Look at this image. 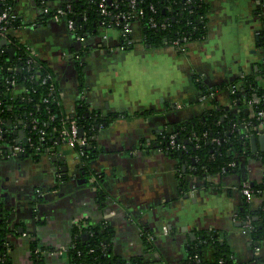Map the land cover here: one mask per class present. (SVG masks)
I'll return each mask as SVG.
<instances>
[{
  "label": "crops",
  "instance_id": "1",
  "mask_svg": "<svg viewBox=\"0 0 264 264\" xmlns=\"http://www.w3.org/2000/svg\"><path fill=\"white\" fill-rule=\"evenodd\" d=\"M64 1L46 0V4L55 8ZM205 1L209 5L206 38L179 52L171 45L146 48L138 22L131 24L129 47L121 46L120 32L114 28L100 27L79 42L64 21L40 16L35 0H17L20 24L14 35L55 74L64 110L70 112L79 96L73 59L79 52L89 106L102 114L125 112L128 117L97 129V154L89 163L88 176L79 173L76 151L64 143L56 147L57 156L44 154L39 161L0 158V208L9 210L11 223L26 233H7L13 264H32L30 234L55 249L45 255L44 264H64L58 248L69 241L71 225L84 219L110 224L113 252L139 256L141 264H182L190 242L211 230L223 235L238 263L264 264V241L255 255L238 217L243 207L257 209L258 200L249 205L238 188L228 186L239 180L240 172L223 176L218 188L199 187L190 194L187 190L199 175L187 173L183 189L177 172H184V165L158 146V135L170 123L206 109L198 102L200 89L192 82L193 75L215 88L259 72L264 63V47L257 42L264 32V0ZM256 80L262 86L261 74ZM214 97L220 107L228 101L225 88L215 91ZM53 161L58 162L63 181L56 180ZM241 167L251 181L261 178L262 166L253 158ZM96 176L105 195L100 202L96 180H90ZM36 187L45 193L33 217ZM142 227L155 235L153 250L145 248L139 234Z\"/></svg>",
  "mask_w": 264,
  "mask_h": 264
},
{
  "label": "trees",
  "instance_id": "2",
  "mask_svg": "<svg viewBox=\"0 0 264 264\" xmlns=\"http://www.w3.org/2000/svg\"><path fill=\"white\" fill-rule=\"evenodd\" d=\"M4 1L11 7H15L17 2L15 0ZM45 1L35 0L36 8L41 10ZM100 1L104 3L111 14H125L131 10L128 0L64 1L61 4L64 9L62 20L69 18L74 20V35H94L103 22L112 20L111 16L107 18L100 15ZM66 4H69L68 8H66ZM150 5L153 6L154 11L150 10ZM136 7L143 11L139 25L142 35L141 42L146 48L171 45L176 47L179 52H185L188 43L204 40L207 36L209 5L205 0H137ZM55 14L56 10L52 9L39 15L47 19ZM150 19H153L157 24H164V28L161 25L152 26ZM11 23L14 28L19 26L18 14ZM116 28L118 31L122 29L121 25ZM11 39V45L15 49L12 57L3 48L0 49V127L5 130L2 134L3 140L12 142L16 130L6 129V126L18 119L25 124L22 131L26 134V140H21L25 151L19 154L18 159L31 158L34 161H39L44 154H48L50 157L57 156L56 147L62 143L61 140H58V130L67 118L71 119L78 127L82 128L83 135L87 140L85 145L76 148L79 153L76 167L81 175H91L88 168L90 161L97 154L94 140L97 129L100 126H106L115 118H127L128 114L125 112L102 114L98 109L89 106L85 96V64L80 59L76 60L74 64L79 96L74 101L72 112L67 113L63 108L59 86L53 71L45 61L18 42L16 38L11 36ZM118 39L123 47L132 45L130 36L124 37L120 34ZM257 42L264 47V32L257 36ZM181 46L184 48L181 49ZM9 66H15L17 72L7 70ZM263 72L264 63L261 64L259 72L243 75L231 82H240L237 91L230 96L235 100V104L239 108L238 111L235 112L226 106H221L205 109L196 116L170 123L173 132L176 133L175 141L183 148H166L167 134L162 131L158 135L159 148L177 158L180 166L183 164L185 167L184 172L180 170L177 172L183 189L187 187L185 180L187 173L202 176L220 171L229 161H236L237 165L236 154H245L255 158L257 156L264 157V153L254 155L250 150V141L244 139L240 133L242 122L256 123V120L253 117L249 118L245 112L247 100L253 101L252 105L255 111L264 110V86H260L256 80L257 76ZM36 75L40 78H36ZM10 78L15 79L20 86L24 87L23 93L13 96V90L6 82ZM191 80L200 89V93L208 91L201 76L195 74ZM225 86L226 84H223L212 88L221 90ZM33 124H35V128H33ZM40 130L45 131L43 141L38 140ZM204 132L205 136H203ZM212 138H217V141L212 142ZM30 142L33 146L39 147L37 153H33L29 148ZM5 157V154L1 156V158ZM52 164L55 173L59 174L56 176V180L63 181L65 176L60 171L58 162L53 161ZM98 177L96 176L95 180ZM257 187L264 188V185L254 184L252 188ZM40 193H45V190L36 187L34 198L31 200L33 217L37 215L35 205L42 200ZM95 196L98 202L105 197L97 180ZM247 214L253 224V230L250 233L251 246L259 245L261 241H264V205L255 210H251L247 206L243 207L238 212V217L242 219ZM11 221L10 211L0 208V264H13L10 256L12 246L6 236L11 231L18 234L19 227L17 224H12ZM81 221L85 222L86 226L79 227L77 224H72L70 227L69 241L64 248L67 264H141L143 262V258L139 256L121 257L113 252L111 240L114 230L107 222H91L86 219ZM141 230L143 234L140 237L145 248L147 251L153 250L155 239L148 241L145 238V234H153V232L146 227H142ZM83 234H86L85 238L82 237ZM28 248V256L32 264H44V251L53 249L52 246L43 245L35 234H30ZM220 259L223 264H242L235 261L223 235L211 230L202 232L190 242L182 264H218Z\"/></svg>",
  "mask_w": 264,
  "mask_h": 264
},
{
  "label": "built area",
  "instance_id": "3",
  "mask_svg": "<svg viewBox=\"0 0 264 264\" xmlns=\"http://www.w3.org/2000/svg\"><path fill=\"white\" fill-rule=\"evenodd\" d=\"M15 1H17V0H15ZM66 1H68V0H65V2ZM128 3L131 7V10L128 13L111 14L110 11L107 10V8L105 7L104 3L102 1H100V4H99L100 15H102L103 17H107V18L111 16V18H112L111 21H107L105 23L103 22L102 24L100 23L101 24L100 27L105 28V29H111V28L117 29L116 26L121 25L122 29H121V31H119L120 34L124 37L130 36L131 24L133 22H138L140 24V17L142 16L143 11L139 7H136L137 0H128ZM68 6H69V4H66V8H68ZM52 9L56 10V14L53 15L51 18H54L56 20H62V16L64 15V9L62 8L61 5L58 7L52 8V7L48 6L46 4V1H45L43 3V7L41 8V10H39V9L38 10L40 11V13H46ZM150 10L154 11V8L152 5H150ZM16 15H17V13L15 12V7H11L10 5H7L4 0H0V40H5V42H6V44L3 45L0 49L3 48V50H5V51L7 48H13L14 49V47L11 45L12 44L11 36H12V37L16 38L18 42L23 44L27 49H29L32 53H34L32 51V49L29 46L25 45L20 40V38L18 36L14 35L15 30H16L15 28H17V27H15V28L12 27L11 22L13 20H15ZM62 21H64L66 28L73 34L74 20L72 18H69L67 20L65 19ZM150 23L152 26L161 25L162 28H164V26H165L164 24H157L156 22L153 21V19H150ZM73 36L79 42H82L85 40V36H83V35H74L73 34ZM174 48L177 49L176 47H174ZM180 48L183 49L184 46H181ZM79 57H80L79 52H76L73 55L74 61L80 59ZM7 70L17 72V68L15 66H9V67H7ZM242 76L243 75H241L240 77H242ZM36 78L39 79L40 77L38 75H36ZM261 79H262V86H264V72L261 74ZM6 82H8L9 85L11 86V88L13 90V96H17L18 94L23 93L25 90L24 87L20 86L19 83H17L15 81V79H13V78H10ZM42 82H44V80H42ZM239 86H240V82H237V83H228L224 87L227 94H228V101H227L225 106L231 110H234L235 112L238 111L239 108L236 106L235 100L230 96L237 91ZM50 88L52 89V86ZM215 91L216 90L213 89L212 87L211 88L208 87L207 92L200 93V95L198 96V102L200 104H203V106L206 109L220 107L219 105H217V102H215V99H214L215 98L214 97ZM252 102H253L252 100H247L245 103V108L248 110L247 111L248 117L249 118L253 117L256 120V123L251 124L250 121H244V122H242L241 131H240L241 136L244 139H248L249 141H250V138L253 136H258V135L264 134V110L259 109V110L255 111L253 108ZM72 110H73V108H72ZM72 110L70 112H72ZM70 112H67V113H70ZM24 127H25V124H23V122L18 120V119H15V122H13V123L10 122V124L6 126V129H9V130L11 129L14 131L16 130L15 136L12 139V142H10V143L6 139L3 140L2 134L5 132V130L0 127V158L3 154L6 155L5 158H17L20 153H23L25 151V148L21 145V140L22 139L26 140V138H25L26 134L22 131L24 129ZM33 128H35V124H33ZM78 128L79 127L76 125V123L73 120L67 118L66 121L63 122L61 128L58 130V140H61L62 143H64L69 148L75 149L77 158L79 155V153L76 149L77 146H83L86 144V141H87L83 134H82V136H80L78 134ZM39 132H40V134L38 135V140L43 141L45 131L40 130ZM163 133L167 134V136H168L166 148H173V149L183 148L182 145H180L179 143H177L175 141L176 133L173 132V128L170 125H168L163 130ZM205 135H206V133L204 132L203 136H205ZM27 140H29V139H27ZM216 141H217V138H212V142H216ZM29 146H30L29 148L33 151V153L38 152V149H39L38 146H33L31 142L29 143ZM252 152L254 153V155H257L258 153H264V152H261L259 150L252 151ZM236 156H237V160H238L237 161L238 166L236 165V161H229L225 167L221 168L220 171L213 173V174H207V175L199 176L195 180V183L192 182L191 185L189 184L190 186H189V189L187 190V193L191 194L193 192V190H195L196 188H199V187H202V188L206 187V188H210V189L218 188L221 185L223 176L230 174L233 171L234 172L236 171L238 173L240 172L239 173V180L236 181V183H233V182L229 183L228 186H230L233 189L238 188L244 197V201L247 204L250 205L254 199H257L258 205H259L258 208H260L262 205H264V188H260V187L252 188L254 184L264 185V163H263L264 157H261V156H257L256 158L250 157V156L248 157L245 154H239V155L236 154ZM248 158H253L254 160L258 161L262 166V175H261V178L259 179V181H257V182H253L249 178H247L245 176V173H244L245 171L241 167L242 163H244V161H246V159H248ZM228 169H230V170H228ZM55 175L59 176L58 173L57 174L55 173ZM90 180L95 182L94 177H91ZM43 194L44 193H40L41 196H43ZM240 220L242 223V232L249 237V240L251 243L250 233L253 230V224L251 222V218L247 214L244 216V218H242ZM73 224H77L79 227L86 226V223L83 221H80V220L75 221ZM21 234L24 235L26 233L23 231ZM139 234H140V236L143 234L141 229H140ZM145 238L148 241H153L155 239V235L145 234ZM65 245H62L60 248H58V251L64 259V264H67V257L64 255ZM259 245L252 246L253 253L255 255L259 253ZM54 252H55L54 248L51 250L44 251V254H43L44 259H45L46 254H53ZM218 264H223L221 259L218 260ZM232 264H234V263H232Z\"/></svg>",
  "mask_w": 264,
  "mask_h": 264
},
{
  "label": "water",
  "instance_id": "4",
  "mask_svg": "<svg viewBox=\"0 0 264 264\" xmlns=\"http://www.w3.org/2000/svg\"><path fill=\"white\" fill-rule=\"evenodd\" d=\"M6 44V42H5V40H0V48L3 46V45H5ZM6 52L8 53V55L10 56V57H12L13 55H14V49L13 48H7L6 49ZM245 112H247V110L245 109ZM78 134L80 135V136H82V134H83V130H82V128H78ZM250 144H251V150L252 151H257V150H259V151H261V152H264V134H261V135H258V136H253V137H251L250 138ZM55 158H53V160H54ZM79 181H84L83 179H80ZM18 232L19 233H22L23 232V228L22 227H19L18 228ZM83 238H85L86 237V234H83V236H82Z\"/></svg>",
  "mask_w": 264,
  "mask_h": 264
}]
</instances>
